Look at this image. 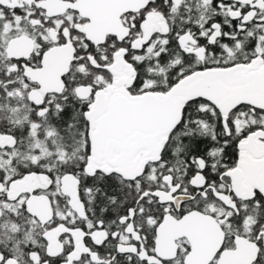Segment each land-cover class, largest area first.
<instances>
[{"label":"snow or ice","instance_id":"6c2138e0","mask_svg":"<svg viewBox=\"0 0 264 264\" xmlns=\"http://www.w3.org/2000/svg\"><path fill=\"white\" fill-rule=\"evenodd\" d=\"M0 264H264V0H0Z\"/></svg>","mask_w":264,"mask_h":264}]
</instances>
